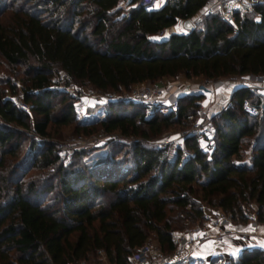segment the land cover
<instances>
[{"label": "trees", "instance_id": "trees-1", "mask_svg": "<svg viewBox=\"0 0 264 264\" xmlns=\"http://www.w3.org/2000/svg\"><path fill=\"white\" fill-rule=\"evenodd\" d=\"M206 1L164 0L149 9L130 0L120 16V0H22L0 21V59L7 67L23 68L20 81L28 104L21 110L12 102L11 83L9 97L0 92V264H78L98 254L109 264H129L149 235L170 254V232L183 229L185 220L205 219L197 199L234 223L262 220L264 108L255 116L245 115L240 103L253 97L243 88L210 119V153L201 151L191 136L182 137L172 156L137 141L129 159L115 161L110 155L69 169V163L58 160L53 144L33 140L13 162L20 134L8 124L38 137L47 136L48 126L71 125L77 135L100 129L145 141L171 127H188L202 97L181 95L174 112L156 109L147 118L139 105L107 101L95 105L97 115L86 109L89 117L82 120L73 112L75 95L49 88L55 70L80 88L116 95L131 85L179 74L204 84L264 77V0L236 16L234 27L215 15L194 19ZM185 19L195 21L189 33H166ZM160 31L163 35L156 37ZM249 137V165L234 164ZM182 149L188 152L185 160L180 159ZM32 168L50 171L23 182ZM208 264L218 263L212 259ZM225 264H264V251L244 248Z\"/></svg>", "mask_w": 264, "mask_h": 264}, {"label": "built area", "instance_id": "built-area-1", "mask_svg": "<svg viewBox=\"0 0 264 264\" xmlns=\"http://www.w3.org/2000/svg\"><path fill=\"white\" fill-rule=\"evenodd\" d=\"M125 4L130 0H120ZM153 0H136V3L145 7H148ZM261 0H207L202 9L197 13L196 17L202 15H215L219 21L225 23L230 27H234V21L236 16H240L249 13L254 5H257ZM192 24V20L188 19ZM183 20H178L174 24L175 27ZM193 25V24H192ZM163 31L157 33L156 37H161ZM71 80L65 74L62 73L57 79L51 80L49 88L51 90L60 91L66 94L75 95L76 100L73 104L74 115L79 119H87L89 113L86 111V107L90 103L103 104L107 101L122 100L123 102H130L139 105L144 117L147 118L152 115L154 110H158L161 113L174 112L176 110V99L174 97H164L163 88L154 85L135 84L131 85L126 91L120 95L114 93H96L94 91L87 92L86 94L73 91ZM242 85L247 92L253 97L251 99H243L240 103L241 111L247 116H255L257 112L264 108V77L257 75H245L242 78ZM15 92L11 97L12 102L21 110H27L28 104L23 101V84L15 81L12 83ZM210 88H216L219 85V81H210L207 83ZM200 93L209 92L206 85L198 86ZM229 106V101L226 102L222 110H225ZM213 133L214 129L210 122V118L206 112L197 107L195 110V116L187 131H181V137L191 136L197 141V145L200 142L202 147L199 149L203 152L210 153L213 150ZM98 139L93 135L83 137L78 135L71 142L70 145L58 146L55 149V153L59 161L65 162L66 152L74 150L76 148H84L87 145H96ZM168 141L161 142V147H164ZM188 157V152L182 149L180 153V159L185 160ZM264 225V213L262 220L260 221ZM231 219L228 214L219 213L213 217H205V219L186 230L183 231H171L170 239L173 243V250L171 256L175 260L187 261L189 259L191 251L206 241L218 243L223 240L226 235L233 236L237 241L243 242L247 239L246 233H238L231 224ZM255 221L252 222L254 226ZM252 234V233H251ZM264 238V235H261ZM264 251V246L260 248ZM157 252L150 246L143 244L138 247L136 252L131 255L129 264H155V258ZM158 264H164L158 263ZM221 264H225L224 262Z\"/></svg>", "mask_w": 264, "mask_h": 264}, {"label": "rangeland", "instance_id": "rangeland-1", "mask_svg": "<svg viewBox=\"0 0 264 264\" xmlns=\"http://www.w3.org/2000/svg\"><path fill=\"white\" fill-rule=\"evenodd\" d=\"M163 1L164 0H153L151 2V4L148 6V8L149 9H156L159 6H161ZM21 2H22V0H0V8L3 9V7H5V10L0 15V21L3 22L4 19L8 16V13H9L11 7L18 5ZM124 5L125 4L121 3L120 16L125 14V10L127 9L126 6H124ZM198 18L199 17H196L194 19H198ZM194 22L195 21H192V24H194ZM169 32H174V28L171 27L170 29H168L166 31V33H169ZM22 69L23 68H20V67H7L3 63V61L0 59V92H1V96L3 98H7L10 95L9 91H8L9 83L12 84L13 82L17 81V82L23 84L20 81V79H24V76L21 75ZM60 75H62V72L55 70L54 73L50 76V81L57 79ZM177 76L174 78H165V80L170 79L172 81H175L176 85L179 86V85H181V83L176 82L178 79ZM188 82H190V81H188ZM70 83L72 85L71 87H72L73 91L77 92V94H81V93L86 94L87 92L92 91L90 88H88L86 86L83 88H80V86L73 83L72 81ZM163 83L164 82L156 81L155 83H151L149 85H154V86H158V87L163 88L164 87ZM200 83L202 84L203 82L200 81ZM141 84H143V85H139V86L147 85L145 83H141ZM23 86H24V84H23ZM95 105H101V104L90 103L88 105V107H86V109H88V108L91 109L90 110L91 113H93L94 115L95 114L97 115L98 109L94 108ZM32 117L30 116L28 123L31 122ZM7 126H9L11 129L15 130L17 133L20 134V140H18L17 157L13 160V162H15V163L26 152L28 143L30 141L34 140L37 142L43 141L46 143H51V144H53L54 148L56 149V147H58L60 145L65 146V147L67 145H70L71 142L75 139V137L78 136L77 134L73 133V128L71 125L60 127V128L48 126L46 128V131H47L46 137H38L37 135L33 134L31 132V130H29V129L25 130V129L17 126V125H14V124H8ZM188 128H189V126L183 128V129H179L177 127H171L167 130L162 131L158 136L149 138L145 141H142L141 138L138 136L120 134L116 131L111 132V133H106L104 131H101L100 129H96L93 133L89 134V135H93L94 137H96L98 139V143L96 145H87L84 148L83 147L82 148H76L74 150L69 149L66 152V157L64 158L65 162L60 161V163H62L64 166H66V164L69 163L68 168L71 169V168H75V167H80L83 164H91L95 161L101 160V158L109 157L110 155L113 156V159L115 161H120L122 159L126 160V159H129V157L131 155V153H130L131 144L133 142H137V141L140 144H145V145H148L150 147L151 146L152 147H158V149L165 150L166 152H168V154L170 156H172L175 152V147L180 146L179 143H181V140H182V137L180 136L181 131H187ZM261 133H262L261 130L258 129V132H256L255 134H257L259 136V135H261ZM89 135H87V136H89ZM81 136H83V135H81ZM87 136L84 135L83 137H87ZM175 137H177V139H178V141H177L178 145L174 143ZM164 140L168 141V143L164 147H161L160 146L161 142ZM251 140H252L251 137L245 138L244 141L241 143L240 155H239L238 159H233L234 164H236V165L240 164V165H246V166L249 165V154H250ZM74 151H76V153H72ZM78 151H80V152H78ZM48 171H50V169L38 171L35 168H32L24 175L22 181L25 182L29 178H35L36 176L44 175ZM192 198H195V197H192ZM196 201L202 207L203 214L205 217L210 218V217H213L219 213H222L214 205H209L205 202L199 201L198 199ZM249 209H250V211L254 210L255 205L253 203L250 204ZM169 215H172V214H169ZM251 216H253V214H251ZM250 221L251 220L249 219L247 222L241 224V223H234L231 220V222H232L231 224H232V226L238 224V225L248 227V225H249L248 222L250 223ZM199 223H201V222L194 221L193 223H188L185 220L181 223V225L184 226V228L177 230V231L186 230V229H188V228H190L196 224H199ZM255 223L261 224V222H257L256 220H255ZM251 226H253V225H251ZM252 230H251V232H252ZM238 233H245V232H238ZM246 235L248 236L250 234L246 233ZM144 244L150 246L154 251L157 252V256L155 258V264L162 263V262L164 264H180V262L175 260V258H172L171 260L168 259L170 254H166L160 250V248L156 245L152 235H149L147 237ZM78 264H109V263L106 262V260L102 257V255L98 254V257L91 256L89 258V260L86 261L85 263L79 262ZM187 264H194V263L189 261Z\"/></svg>", "mask_w": 264, "mask_h": 264}, {"label": "crops", "instance_id": "crops-1", "mask_svg": "<svg viewBox=\"0 0 264 264\" xmlns=\"http://www.w3.org/2000/svg\"><path fill=\"white\" fill-rule=\"evenodd\" d=\"M173 27L175 28V26ZM174 31L176 33L178 32L176 28L174 29ZM177 77L178 79L176 82L181 83V85L179 86L176 85L175 81H172L170 79L165 80V78H163L158 80L160 82H164V97H174L175 99H177L181 95L192 93L197 94L200 93L198 91V86L206 85L209 92L202 93V97L200 99L198 107H201L210 119L222 111L223 105L226 102L230 101V97L236 89H245L241 83L244 76H241L235 80H220L219 85H217L216 88H210L208 84H201L200 79H195L188 82L184 79L182 74L178 75ZM177 141L178 139L177 137H175L174 143L178 145ZM202 143L203 142L198 143V146L202 147ZM179 145H181V143H179ZM250 220V223L248 222L249 228L247 226L238 224L233 226L238 232H245L250 234L243 242L237 241L233 236L226 235L223 240L218 243L206 241L201 245L195 247L191 251L189 259L187 261H177H179L180 264H187L189 261L193 262L194 264H207L210 260L215 259L218 264H221L223 262L226 263L228 258L236 256L238 252L244 248H262L264 246V239L261 237V235L264 234V225L258 223L254 226H251L252 222L255 220ZM172 258L173 257L170 253L168 259L171 260Z\"/></svg>", "mask_w": 264, "mask_h": 264}, {"label": "water", "instance_id": "water-1", "mask_svg": "<svg viewBox=\"0 0 264 264\" xmlns=\"http://www.w3.org/2000/svg\"><path fill=\"white\" fill-rule=\"evenodd\" d=\"M175 28L178 31L177 32L178 34H187L193 29V25L190 23L188 19H185L181 21Z\"/></svg>", "mask_w": 264, "mask_h": 264}]
</instances>
